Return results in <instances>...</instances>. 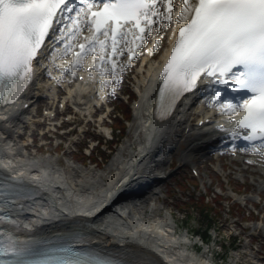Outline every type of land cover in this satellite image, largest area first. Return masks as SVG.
Instances as JSON below:
<instances>
[{
  "label": "snow or ice",
  "instance_id": "obj_1",
  "mask_svg": "<svg viewBox=\"0 0 264 264\" xmlns=\"http://www.w3.org/2000/svg\"><path fill=\"white\" fill-rule=\"evenodd\" d=\"M161 21L177 27L160 78L154 111L157 121L173 118L187 93L208 87L212 94L206 106L233 124L232 128L217 125L232 137L231 152L251 153L264 161V0H180L178 5L173 0H0V106L14 103L33 82L34 62H41L38 57L50 33L59 32L63 48L56 50L61 57L69 53L74 57L61 72L70 69L75 75L77 68H84L85 58L93 56V68L87 71L95 70L102 78L115 76L118 84L123 68L115 58L127 55L130 62L135 49L129 45L139 47L146 29L150 33ZM102 83L107 86L111 81L103 79ZM222 89L241 95L234 98ZM237 139L246 143L237 145ZM24 184L22 179L0 173V189ZM6 201L0 195V213H4L0 223L8 216ZM8 222L18 227L14 220ZM0 264L122 262L78 251L71 244L41 249L4 230L0 231ZM176 264L202 262L177 259Z\"/></svg>",
  "mask_w": 264,
  "mask_h": 264
},
{
  "label": "bare ground",
  "instance_id": "obj_2",
  "mask_svg": "<svg viewBox=\"0 0 264 264\" xmlns=\"http://www.w3.org/2000/svg\"><path fill=\"white\" fill-rule=\"evenodd\" d=\"M143 83L147 84V79L143 77ZM41 84L39 83L37 88H32L30 86L28 90L24 93L25 96L31 95V97L27 96L23 103L33 100L35 96L38 95V90H40L38 87H40ZM147 94L142 96L141 98V108L145 105L147 102ZM189 99H183L180 104L178 105L173 118L168 120L166 122L167 126L164 128H161V126H157L155 129V138L154 141L148 143V148H146V158L150 157L155 161V157L159 155L161 151L164 149L168 150V153H177L178 151V144H176L175 140H168V138L172 135V133L175 131L177 127H179L180 123L183 120L184 115L189 110ZM23 105V104H22ZM8 112L6 115H8L7 119H0V151L5 148V140L2 139L1 133L7 136V139L13 140L16 136L15 128L19 123L23 124V120L21 119V116L23 115L22 110H24L23 106H19L18 103L14 106H10L8 108ZM199 120V118L197 119ZM189 126V125H187ZM21 136V135H20ZM206 135H201V137H187L185 141V147L183 148V153L180 154V159L183 162V165H188L193 163V167L197 168L196 165H200L205 160H208L210 157V153L212 150L216 149L218 152L220 151L222 155L226 153V146L224 144L220 145V141H217L216 139L208 142ZM169 141L167 145L164 146V143L166 141ZM242 153V152H240ZM145 158V159H146ZM232 160H239L243 161L241 157L239 158H233ZM0 170H3L7 164L2 159H0ZM218 168H223V165L219 164ZM75 171H79V168L74 167ZM248 170L246 166L241 168V172H245ZM3 173L2 171H0ZM150 166H147L145 170H141L140 167L137 168L134 176L131 178V180L128 183H121L117 186L116 192L121 191H127L126 200L131 202V206L129 207V212L134 210L141 211L146 206H148L149 202L155 199L159 198L160 193L162 192V189H159V183L162 179L157 175V177H154L150 175ZM264 183V180L261 181ZM258 189L260 192H263L261 190L262 185L257 184ZM262 194V193H261ZM41 202H46V204L51 203V198L41 196L37 199H33L31 201H23L19 203L18 212L20 215H18V222H21L22 226L25 228H28L30 226H33L39 221V218L42 216L41 209L42 207L39 205ZM23 205V210L20 211L21 205ZM75 204H65V207L74 206ZM77 206V204H76ZM65 207H56V211L54 213L63 214V209ZM37 215V217H35ZM89 222H80L76 219L71 218H65L58 222L52 223L51 225H47L41 228L40 233L36 236L43 237L47 235H53V234H59L62 232L64 234L65 232L73 233V232H82L86 233L88 232ZM117 227V228H116ZM92 228V227H91ZM95 231H91L94 233L95 237L98 239V241L101 243V246L103 247H111L114 249L115 245H118L116 243V239L114 237L116 236V233L120 230L118 228V225L115 222L107 221L104 223L97 224V227L94 228ZM148 229L154 234L155 231L161 233L162 235L159 237V241L154 240L151 241L150 239H147V244L150 246H154L153 244H157L158 247L156 249L158 251H161L162 253L166 254L167 256L171 257L174 260V263H176L177 259H183V260H193L195 259L194 256L190 255L183 249H173L172 246L174 244L173 239L171 236H163L162 229H157L156 226H150ZM157 229V230H156ZM148 230V231H149ZM108 231L114 232L109 233ZM36 232H29L27 234L34 235ZM115 236H114V235ZM158 236V235H155ZM153 240V239H152ZM123 241V240H120ZM121 249L131 252V253H138L147 256V259L152 261L154 264H166L164 261H162L155 253L149 248L141 247L134 243H126V242H120ZM172 251H169V250ZM188 256V257H185ZM168 257V258H169ZM197 261L202 262V264H211V262L199 258L195 259Z\"/></svg>",
  "mask_w": 264,
  "mask_h": 264
},
{
  "label": "rangeland",
  "instance_id": "obj_3",
  "mask_svg": "<svg viewBox=\"0 0 264 264\" xmlns=\"http://www.w3.org/2000/svg\"><path fill=\"white\" fill-rule=\"evenodd\" d=\"M125 101H122L120 99L119 101V106L120 108L125 107ZM139 103V102H138ZM44 104V101L40 102L39 105ZM78 117V115H77ZM36 120V118H34ZM81 120V119H79ZM122 120V116L119 115V117L117 118V122L118 124L121 123ZM38 122V120H36ZM85 123V122H84ZM83 127V126H82ZM36 128H41L42 126L40 123H36ZM33 128L31 127L29 129V132H31ZM129 129V128H128ZM125 132V136H127V134L129 133V131ZM91 135H95L96 131L91 128L90 130ZM99 132V129L98 131ZM28 133V130H27ZM35 133H37V131H35ZM127 133V134H126ZM80 138H83V135L79 136ZM118 139L120 141H124L125 138H122L121 136H117ZM31 141V139L29 138V136H27V139H16L17 143H23L25 141ZM50 149H54V146H52V148ZM65 150L61 153H58V155L56 153L51 154V158H62L64 157L66 160L72 161V163L74 165H80L82 167V169L84 170V172L90 170V169H94L90 171L91 173H95V174H102L103 170H99L97 169L95 166H89V167H83L81 162H77V161H73L72 159V155H67L65 152L69 151ZM80 154H83V152H80ZM75 155V154H74ZM172 155H169L168 157H166V162L163 165V167L159 168H163L166 171H171L172 173L170 174L171 176L169 178H167L166 180L162 181L163 184V193L160 194L161 197H166L168 191L172 192V194L166 199H164L163 201L159 202V205L164 207V212L163 214H167L170 211V208L174 211V214L177 216V218H179V212L177 211L178 206L181 205V203L184 202V200L189 201L192 199H199L202 198L204 196H208V200L215 202L218 206H217V212L220 215V221L218 223V230H220V234L221 240H225L227 243H229V237L231 235H233L232 233H240L239 234V245H240V249H238L237 251H231V261L232 263L235 264V262L238 261V259H240V264H252L250 263L249 260H260L262 258L263 253L260 252L261 255H256L257 254V249H259V246H251V238H258V236L260 234L264 235V203L258 205V207L253 208L252 203L247 202L246 205L241 206L240 209H237L235 211H233L234 213L232 214L231 217V213L228 212V208H227V202H222L224 201V199H226L225 197L222 198L221 202H218L217 200H213L214 196L211 192H215V190H219L218 187L219 185L223 186V190H224V194L227 197L232 196L233 198L235 197V195L232 194L231 190L232 188L236 187V186H241V181L240 182H235L232 181L230 182L231 184L227 183V179L225 177L223 178H215V174L212 172L211 170V164L214 165L215 164V168L217 169V164L219 163V161L215 160V156H212L211 159H209L208 161H204V163L200 164V166H196L197 170L199 171V177H195L192 173V165H188V166H184L182 165V162L179 161L178 159H176L175 157L173 158V162L171 163L170 158ZM80 157H82V155H80ZM98 162L100 163V160H98ZM214 162V163H213ZM88 163V162H87ZM222 163L225 165H228V168H226V173H229L232 168L235 166L234 163L230 162L229 158H226L224 160H222ZM106 164V162L104 163ZM109 165H107L106 167H109ZM220 173L221 171L218 170ZM238 175H235V178H238ZM234 179V177L232 178ZM241 180L243 181V178H241ZM212 181H214V183H217L218 185H216L215 187L211 186ZM251 182V179L248 178L247 180V184L249 186ZM232 187V188H231ZM243 191V190H242ZM251 194H253V196L255 197L253 200V203L256 200H259L258 197H256L258 195L257 191L255 190H250L249 187V192L248 195L245 196V198H249L251 196ZM234 201L233 199L230 201V204H232ZM223 204V205H222ZM225 204V205H224ZM157 206H159L156 203ZM150 206V205H149ZM148 206V207H149ZM159 206V207H160ZM147 209V206H146ZM225 209V210H224ZM233 209V208H232ZM251 209L254 210V212H260L258 215L257 213H253V215L251 214ZM197 213V212H195ZM252 217V219H258V221H249V218ZM180 219V218H179ZM261 221H263V224L261 223ZM251 225L250 231L248 229V226ZM251 232H255L257 233V235H254L251 237L250 233ZM215 234V232H214ZM260 245L262 246V248H264V243H262L259 240ZM247 253V254H244ZM241 257V258H239ZM260 262H262V260H260Z\"/></svg>",
  "mask_w": 264,
  "mask_h": 264
},
{
  "label": "trees",
  "instance_id": "obj_4",
  "mask_svg": "<svg viewBox=\"0 0 264 264\" xmlns=\"http://www.w3.org/2000/svg\"><path fill=\"white\" fill-rule=\"evenodd\" d=\"M207 208H209V207L203 205V207L201 209L202 210V220H201V222L202 223H207L208 222V224H211L212 221L209 220V213L206 212ZM207 211H210V209H207Z\"/></svg>",
  "mask_w": 264,
  "mask_h": 264
}]
</instances>
